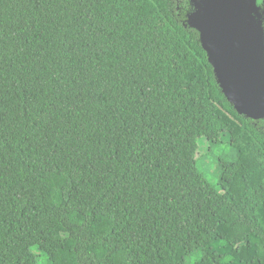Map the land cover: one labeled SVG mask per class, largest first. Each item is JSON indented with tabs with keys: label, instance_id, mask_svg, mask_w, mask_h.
Segmentation results:
<instances>
[{
	"label": "trees",
	"instance_id": "obj_1",
	"mask_svg": "<svg viewBox=\"0 0 264 264\" xmlns=\"http://www.w3.org/2000/svg\"><path fill=\"white\" fill-rule=\"evenodd\" d=\"M191 11L0 0V264H264V119L228 101Z\"/></svg>",
	"mask_w": 264,
	"mask_h": 264
},
{
	"label": "water",
	"instance_id": "obj_2",
	"mask_svg": "<svg viewBox=\"0 0 264 264\" xmlns=\"http://www.w3.org/2000/svg\"><path fill=\"white\" fill-rule=\"evenodd\" d=\"M187 26L200 34L217 82L240 114L264 119V27L255 0H191Z\"/></svg>",
	"mask_w": 264,
	"mask_h": 264
},
{
	"label": "rangeland",
	"instance_id": "obj_3",
	"mask_svg": "<svg viewBox=\"0 0 264 264\" xmlns=\"http://www.w3.org/2000/svg\"><path fill=\"white\" fill-rule=\"evenodd\" d=\"M189 125L192 131L196 132L197 134L203 135L204 137L202 138V141L200 144L202 153L206 152L208 149L206 138H211L214 141L222 140L219 130L209 129L205 125L204 121L200 119L192 118ZM225 140L224 139L222 140L223 142L221 143L220 148L216 146L213 147L215 156L218 154H222L225 150H227V153L229 156L234 154V151L231 150V147L227 148V146L225 145ZM202 153H200L201 158L199 160V166L206 173L208 180L211 183L216 184L219 179V173L214 168V166H212V160L209 159V154L211 153H208V154L207 153L202 154ZM93 205H94V200H92L91 198H87L86 200H82V201L77 200V201L71 202L68 205L67 210L70 213L79 212L85 215H89L91 213ZM217 211H218V200L214 198L203 206L202 211L197 217L198 222L201 224H204L208 220V218L211 215L215 214ZM111 244L122 247V248L126 247V244L122 242L111 241ZM129 264H133V263H129ZM144 264H148V263H144Z\"/></svg>",
	"mask_w": 264,
	"mask_h": 264
},
{
	"label": "flooded vegetation",
	"instance_id": "obj_4",
	"mask_svg": "<svg viewBox=\"0 0 264 264\" xmlns=\"http://www.w3.org/2000/svg\"><path fill=\"white\" fill-rule=\"evenodd\" d=\"M256 13L263 17V27H264V0H255Z\"/></svg>",
	"mask_w": 264,
	"mask_h": 264
}]
</instances>
